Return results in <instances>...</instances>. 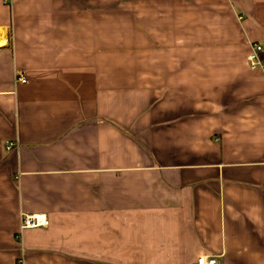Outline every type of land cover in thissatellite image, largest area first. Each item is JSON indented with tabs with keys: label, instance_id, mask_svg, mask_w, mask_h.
I'll list each match as a JSON object with an SVG mask.
<instances>
[{
	"label": "crops",
	"instance_id": "1",
	"mask_svg": "<svg viewBox=\"0 0 264 264\" xmlns=\"http://www.w3.org/2000/svg\"><path fill=\"white\" fill-rule=\"evenodd\" d=\"M255 42L264 0H0V264H264Z\"/></svg>",
	"mask_w": 264,
	"mask_h": 264
},
{
	"label": "built area",
	"instance_id": "2",
	"mask_svg": "<svg viewBox=\"0 0 264 264\" xmlns=\"http://www.w3.org/2000/svg\"><path fill=\"white\" fill-rule=\"evenodd\" d=\"M16 1L20 0H4V3L10 6L13 5ZM247 58L250 70H260L264 72V47L260 43L255 42L252 45L251 53ZM17 81L22 84H27V80L24 76L18 77ZM7 147L10 150L15 146L14 144L10 143ZM48 225V219L45 215H23L21 219V232L26 229L47 227ZM197 261L198 264H219L217 258L214 256H203L198 258ZM21 263L24 264V261H21Z\"/></svg>",
	"mask_w": 264,
	"mask_h": 264
}]
</instances>
